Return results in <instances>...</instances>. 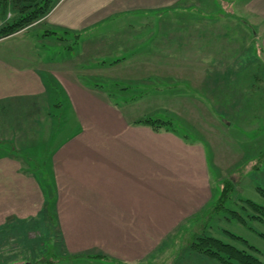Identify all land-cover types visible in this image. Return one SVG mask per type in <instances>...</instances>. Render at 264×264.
Here are the masks:
<instances>
[{
  "label": "crops",
  "instance_id": "crops-1",
  "mask_svg": "<svg viewBox=\"0 0 264 264\" xmlns=\"http://www.w3.org/2000/svg\"><path fill=\"white\" fill-rule=\"evenodd\" d=\"M54 2L41 22L77 35H68L73 48H64L67 39L47 40L37 26L0 39V247L26 240L28 219L45 212L46 189L29 162L37 159L52 176L51 223L65 253L83 264H140L214 198L216 135L232 122L221 112L249 111L251 102L235 97L251 96L242 92L253 82L251 64L264 62V0ZM121 65L127 73L112 76ZM138 73L179 77L197 90L202 98L188 95L172 115L179 127L217 130L214 136L191 139L136 123L144 117L88 82ZM99 258L119 262H90Z\"/></svg>",
  "mask_w": 264,
  "mask_h": 264
},
{
  "label": "rangeland",
  "instance_id": "rangeland-1",
  "mask_svg": "<svg viewBox=\"0 0 264 264\" xmlns=\"http://www.w3.org/2000/svg\"><path fill=\"white\" fill-rule=\"evenodd\" d=\"M52 4H55L54 0ZM48 13L34 20L28 27L37 26L36 28H39L43 37L48 36L47 40L58 38L64 41L67 39L66 42L68 43H63L64 48H73L76 44L72 37L75 36L74 33L51 28L45 30L46 24L41 21L45 19ZM19 17L20 13L17 6L10 2L6 10L0 15V27L5 23L15 21ZM71 34L73 35L68 37ZM257 44L255 43V47ZM255 47L254 52H257ZM188 51L194 52V56H197L195 49H188ZM251 65L253 67V82L250 83L247 90L242 91L246 94L251 93V96L236 95L235 97V99L246 97L252 103H249V111L247 113L239 110L235 111L236 113L233 111L230 113L221 112L224 118L232 122L228 127L229 129H219L216 135L221 139V143L215 146L213 157H218L221 160H219L220 165L215 164L213 166L209 150L210 145L204 144L207 147L208 160H212L211 177L214 186V198L208 207H205L197 215V218L186 219L159 244L155 255L141 260L140 264H224L217 258L199 254L193 250L191 245L196 235L202 231L264 259V218H257L255 216L258 214L257 211L247 202L251 200L264 206V62L263 64L256 62ZM177 66L180 67L181 65ZM122 69L124 72L120 73V76L127 73L128 66L121 65L115 68L111 75L117 76L116 72H121ZM138 75L141 76L142 74H136V76ZM140 76L136 80L121 78L125 81H119L96 78L88 80V82L101 84L108 96L122 105L127 113L136 114L140 117L174 118L171 108L179 107L177 104L187 98H202L198 97L197 90L189 89L190 87H187L188 85L179 77H172L173 79L170 81L169 79H156L154 75L143 79H140ZM60 102L62 106L61 110L56 112L59 115L56 124L61 121L60 127L63 131L65 129L63 127L64 122L67 121L68 106L65 97L62 95ZM57 108L55 107V110ZM211 116L216 117V113L211 112ZM207 120L208 116L204 115L202 122H207ZM175 123L177 126L179 125L176 120ZM179 130L185 131L184 133L188 134L191 139L201 140L205 136H214L217 132V130L213 132L200 130L203 135L198 130H188L181 126ZM38 161L41 160L29 159L35 176H38V179L44 184L48 204L44 206L45 212L42 216L40 213L37 217L28 219L29 233L26 235V240L24 237L18 236L12 241H7V244L1 245L0 264H25L27 262L32 264H83L84 261L80 258L74 259L65 253L59 231L51 223V216L54 214L52 206L55 205L57 193L53 189L52 176L46 167L38 164ZM227 180L232 182V187H230L229 195L224 203L226 209H223L219 205V200L223 193L222 185ZM39 234L43 237H40ZM90 262L116 263L119 261L99 258Z\"/></svg>",
  "mask_w": 264,
  "mask_h": 264
},
{
  "label": "trees",
  "instance_id": "trees-1",
  "mask_svg": "<svg viewBox=\"0 0 264 264\" xmlns=\"http://www.w3.org/2000/svg\"><path fill=\"white\" fill-rule=\"evenodd\" d=\"M10 2H13L14 5L17 6L20 17L15 21L5 23L0 27V39L28 27L34 20L39 19L51 11L54 6V4H52L53 0H0V15L6 10ZM136 123L150 125L156 129H166L176 132L179 131V127L175 123L174 118L164 119L144 117L136 121ZM231 185L232 182L230 180L225 181L224 189L222 190L223 193L219 200V205L223 209H226L224 207V203L229 195L230 187H232ZM247 202L257 211L258 214L255 216L263 219L264 206H261L251 200ZM237 216L241 218L239 214H237ZM191 247L199 254L217 258L224 264H264V259L245 249H240L231 243L224 242L215 236L208 235L204 231L196 235ZM49 253L50 251L48 254Z\"/></svg>",
  "mask_w": 264,
  "mask_h": 264
},
{
  "label": "water",
  "instance_id": "water-1",
  "mask_svg": "<svg viewBox=\"0 0 264 264\" xmlns=\"http://www.w3.org/2000/svg\"><path fill=\"white\" fill-rule=\"evenodd\" d=\"M25 264H32L31 262H27V263H25Z\"/></svg>",
  "mask_w": 264,
  "mask_h": 264
}]
</instances>
